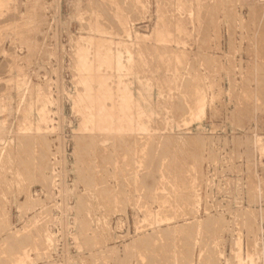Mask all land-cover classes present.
<instances>
[{"label":"rangeland","instance_id":"rangeland-1","mask_svg":"<svg viewBox=\"0 0 264 264\" xmlns=\"http://www.w3.org/2000/svg\"><path fill=\"white\" fill-rule=\"evenodd\" d=\"M263 14L0 0V264H264Z\"/></svg>","mask_w":264,"mask_h":264},{"label":"bare ground","instance_id":"bare-ground-1","mask_svg":"<svg viewBox=\"0 0 264 264\" xmlns=\"http://www.w3.org/2000/svg\"><path fill=\"white\" fill-rule=\"evenodd\" d=\"M252 1H253V0H252ZM217 2H218V1H217ZM238 3H239V2H238ZM261 5H262V4H261ZM261 5H260V6H261ZM252 6H253V5H252ZM252 6H251V7H252ZM86 7H87V6H86ZM133 7H134V6H133ZM255 8H256V7H255ZM259 8H260V7H259ZM257 9H258V8H257ZM254 10H255V9H254ZM258 10H259V9H258ZM260 10H261V9H260ZM255 11H256V10H255ZM232 13H233V12H232ZM258 13H260V12H258ZM229 15H230V14H229ZM263 15H264V14H263ZM109 16H110V15H109ZM249 17H250V16H249ZM260 17H262V16L260 15ZM108 18H109V17H108ZM232 18H233V17H232ZM232 18H231V19H232ZM234 18H235V17H234ZM257 19H258V18H257ZM263 19H264V18H263ZM251 20H252V19H251ZM229 21H230V20H229ZM255 21H256V20H255ZM220 22H221V21H220ZM233 22H234V21H233ZM230 23H231V22H230ZM247 23H248V22H247ZM258 23H259V22H258ZM255 24H256V23H255ZM229 25H230V24H229ZM233 25H234V23H233ZM233 25H232V26H233ZM235 25H236V24H235ZM208 26H209V25H208ZM223 26H224V25H223ZM263 26H264V25H263ZM258 28H259V26H258ZM229 31H232V30H229ZM206 32H207V31H206ZM204 34H205V33H204ZM232 35H233V34H232ZM249 35H250V34H249ZM260 36H261V35H260ZM246 37H247V36H246ZM252 37H253V36H252ZM262 37H263V35H262ZM249 38H250V36H249ZM258 39H259V38H258ZM263 39H264V38H263ZM256 41H257V40H256ZM230 42H231V41H230ZM257 42H258V41H257ZM259 42H260V41H259ZM261 42H262V41H261ZM261 42H260V43H261ZM263 42H264V41H263ZM232 43H233V42H232ZM254 43H255V42H254ZM256 44H258V43H256ZM259 45H260V44H259ZM198 47H199V46H198ZM253 47H254V46H253ZM255 47H256V46H255ZM260 47H261V46H260ZM261 48H262V47H261ZM253 50H254V49H253ZM262 51H263V49H262ZM203 53H204V52H203ZM260 53H261V52H260ZM261 58H262V57H261ZM261 63H262V62H261ZM141 76H142V75H141ZM231 79H232V78H231ZM233 81H234V79H233ZM188 82H189V81H188ZM233 85H234V84H233ZM106 86H107V85H106ZM232 87H233V86H232ZM236 87H237V86H236ZM86 88H87V87H86ZM104 88H105V87H104ZM245 88H246V87H245ZM91 89L93 90V88H91ZM88 91H89V90H88ZM92 92H93V91H92ZM92 92H91V93H92ZM92 94H93V93H92ZM237 94H238V93H237ZM90 95H91V94H90ZM105 95H106V94H105ZM237 97H238V95H237ZM91 98H92V97H91ZM108 99H109V97H108ZM103 100H104V99H103ZM105 100H106V99H105ZM95 101H96V100H95ZM101 102H102V101H101ZM104 102H105V101H104ZM84 103H85V102H84ZM89 103H90V102H89ZM102 103H103V102H102ZM236 103H237V102H236ZM86 104H87V103H86ZM96 105H99V104H96ZM101 105H102V104H101ZM101 105H100V107H101ZM103 105H104V103H103ZM109 105H110V104H109ZM91 106H92V105H91ZM91 106H90V107H91ZM88 107H89V106H88ZM93 107H94V106H93ZM96 107H97V106H96ZM105 107H106V106H105ZM203 107H204V106H203ZM101 109H102V108H101ZM107 110H108V109H107ZM109 110H110V109H109ZM99 111H100V110H99ZM167 111H168V110H167ZM187 111H188V110H187ZM93 112H94V111H93ZM96 112H98V111L96 110ZM107 112H108V111H107ZM101 113H102V112H101ZM96 114H97V113H96ZM96 114H95V116H96ZM102 114H103V113H102ZM116 114H117V113H116ZM91 115H94V113H92ZM107 115H108V114H107ZM125 115H126V114H125ZM125 115H124V116H125ZM127 115H128V114H127ZM97 116H100V115L98 114ZM97 116H96V117H97ZM108 116H111L110 119H109V120H111V118H112L113 115L110 113V115H108ZM114 116H115V115H114ZM93 117H94V116H93ZM97 118H98V117H97ZM116 118H117V117H116ZM126 118H127V117H126ZM113 119H114V118H113ZM96 120L98 121L99 119H96ZM109 120H108V121H109ZM95 122H96V121H95ZM116 122H117V121H116ZM97 123H98V122H97ZM95 125H96V124H95ZM96 126H97V125H96ZM97 127H98V126H97ZM203 138H204V136H203ZM199 141H200V140H199ZM204 146H205V145H204ZM198 149H199V148H198ZM195 150H196V149H195ZM197 154H198V153H197ZM180 171H181V170H180ZM182 171H183V170H182ZM182 171H181V172H182ZM200 178H201V177H200ZM186 180H187V179H186ZM185 183H186V182H185ZM179 184H180V183H179ZM189 184H190V183H189ZM189 184H188V185H189ZM180 185H181V184H180ZM186 185H187V184H186ZM188 185H187V186H188ZM182 190H183V189H182ZM182 193H183V192H182ZM183 194H184V193H183ZM160 197H161V196H160ZM185 197H186V196H185ZM193 198H194V197H193ZM180 200H181V199H180ZM164 201H165V200H164ZM162 203H163V202H162ZM168 205H169V204H168ZM166 206H167V205H166ZM167 209H168V208H167ZM193 212H194V211H193ZM162 214H163V213H162ZM215 219H216V218H215ZM214 228H215V227H214ZM240 252H241V251H240ZM232 254H233V253H232ZM231 256H232V255H231ZM239 257H240V256H239ZM242 260H243V259H242ZM250 260H251V259H250ZM240 261H241V260H240ZM240 261H239V262H240ZM243 262H244V261H243ZM251 262H252V261H251ZM247 263H248V262H247ZM243 264H244V263H243ZM250 264H251V263H250Z\"/></svg>","mask_w":264,"mask_h":264}]
</instances>
